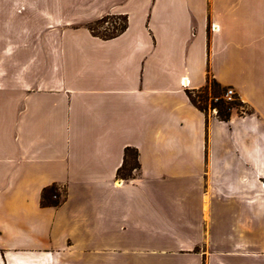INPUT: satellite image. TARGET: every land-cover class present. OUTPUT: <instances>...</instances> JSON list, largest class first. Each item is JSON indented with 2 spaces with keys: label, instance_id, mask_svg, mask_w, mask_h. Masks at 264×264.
<instances>
[{
  "label": "crops",
  "instance_id": "1",
  "mask_svg": "<svg viewBox=\"0 0 264 264\" xmlns=\"http://www.w3.org/2000/svg\"><path fill=\"white\" fill-rule=\"evenodd\" d=\"M263 182L264 0H0V264H264Z\"/></svg>",
  "mask_w": 264,
  "mask_h": 264
},
{
  "label": "trees",
  "instance_id": "2",
  "mask_svg": "<svg viewBox=\"0 0 264 264\" xmlns=\"http://www.w3.org/2000/svg\"><path fill=\"white\" fill-rule=\"evenodd\" d=\"M109 19H119L121 24H119V26H113L112 29L106 28L103 30V33H98L95 30V26L100 27L102 24H106ZM126 26L125 17L106 16L90 24L87 29L95 37L102 40H110L122 34ZM226 90L227 88L220 86L209 74H207L205 86L195 92H186V95L189 102L205 115H207L209 111L215 110V116L219 121H228L233 111H236L238 114L248 113L236 96L231 101H226L224 99ZM139 169L137 151L129 147L124 148L122 164L116 172L117 179L123 181L132 180L138 174ZM61 197L56 185L49 186L44 188L41 192L40 205L41 207L56 208L63 202L64 196L63 199H61Z\"/></svg>",
  "mask_w": 264,
  "mask_h": 264
},
{
  "label": "rangeland",
  "instance_id": "3",
  "mask_svg": "<svg viewBox=\"0 0 264 264\" xmlns=\"http://www.w3.org/2000/svg\"><path fill=\"white\" fill-rule=\"evenodd\" d=\"M119 24H121V21L119 19H109L107 20V23L106 24H102L100 27L98 26H95V30L98 32V33H103V30L104 29H112L113 26H119ZM241 110V109H240ZM210 112V111H209ZM208 112V113H209ZM136 174V173H134ZM61 194V199H63V191L62 192H59Z\"/></svg>",
  "mask_w": 264,
  "mask_h": 264
},
{
  "label": "built area",
  "instance_id": "4",
  "mask_svg": "<svg viewBox=\"0 0 264 264\" xmlns=\"http://www.w3.org/2000/svg\"><path fill=\"white\" fill-rule=\"evenodd\" d=\"M180 86L183 88L184 87L186 88L188 86V83L183 79L180 81ZM234 97H235V94H234L233 90L227 89L225 94H224V99L226 101H231ZM211 112L213 114H215V110H211ZM261 187H262V189H264V182L261 184ZM58 192H60V191L58 190Z\"/></svg>",
  "mask_w": 264,
  "mask_h": 264
},
{
  "label": "bare ground",
  "instance_id": "5",
  "mask_svg": "<svg viewBox=\"0 0 264 264\" xmlns=\"http://www.w3.org/2000/svg\"><path fill=\"white\" fill-rule=\"evenodd\" d=\"M215 29V28H214Z\"/></svg>",
  "mask_w": 264,
  "mask_h": 264
}]
</instances>
